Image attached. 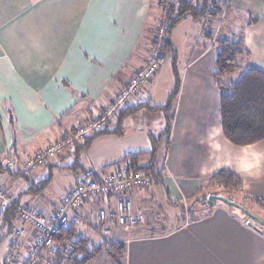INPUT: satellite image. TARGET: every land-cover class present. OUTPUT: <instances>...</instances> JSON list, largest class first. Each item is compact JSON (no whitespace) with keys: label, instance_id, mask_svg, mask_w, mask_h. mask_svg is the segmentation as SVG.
<instances>
[{"label":"crops","instance_id":"0c3cea01","mask_svg":"<svg viewBox=\"0 0 264 264\" xmlns=\"http://www.w3.org/2000/svg\"><path fill=\"white\" fill-rule=\"evenodd\" d=\"M153 3L0 0V161L4 168L5 159L28 158L69 139L76 127L101 117L116 93L145 63L158 21L151 14ZM228 12L243 25L246 17L256 19L255 24L244 26L242 37L250 53L248 63L264 73V0H230ZM201 24V19L188 18L172 31L180 78L174 104L163 111L174 87L172 70L166 101L154 99L162 85L160 63L154 79L120 108L144 103L160 109L128 116L120 137L100 136L78 154L77 146L66 148L27 174L16 169L0 171V187L14 204L49 219L84 170L92 169L98 182L111 173H124V164L111 165L128 154L150 151L149 136L159 135L170 120L167 148L162 144L158 150L163 186L134 185L124 196L109 193L88 198L68 214V222L74 230L79 223L89 227L99 242L96 244H124V264H264V231L257 224V230L250 228L249 220L230 214L225 205L215 203L211 213L200 216L204 206L197 203L192 215L198 218L183 219L180 206L187 207L201 196L204 184L221 169L240 177L246 199L264 206V140L238 147L222 136L220 92L213 78L215 39L202 34ZM147 163L145 157L139 165ZM157 198L162 203L158 204ZM126 202L134 213L144 216L143 223L131 231L118 217L120 204ZM169 205L180 211L176 220L159 215ZM90 214L101 217L109 235L101 237L88 224ZM11 217L7 216L11 221L5 222L0 233V264H7L14 246L18 248L14 264H24L35 231L30 223L21 222L18 214ZM178 221L181 223L175 227ZM166 225L174 229L167 230ZM14 229L23 234L16 236ZM82 237L95 244L89 235ZM40 256L43 262L39 264H51V256L43 252Z\"/></svg>","mask_w":264,"mask_h":264},{"label":"trees","instance_id":"16d2710c","mask_svg":"<svg viewBox=\"0 0 264 264\" xmlns=\"http://www.w3.org/2000/svg\"><path fill=\"white\" fill-rule=\"evenodd\" d=\"M230 0H173L165 3L162 0H152L156 3L160 15L155 31L159 28L164 30V37L161 43L162 58L164 55L171 57V68L174 77V87L168 96L166 104L162 107L166 111L170 105L174 104L179 92L180 78L176 69V51L171 42V34L174 28L185 19L190 18L193 21H202V34L213 37L216 48V72L213 74L214 81L220 92L218 100V120L222 136L234 146L242 147L252 145L264 140V73L248 63L249 51L243 42V29L237 40L217 38V32L228 15V6ZM256 19L246 17L244 26L253 25ZM156 32H153L151 44H154ZM240 72L235 81L225 84L222 78L228 74ZM160 109L159 107H150L148 104H139L127 106L114 112L113 117L107 120L106 127L100 131L83 138L82 146H75V153H79L82 148H88L93 139L114 135H122V124L124 120L139 111H150ZM102 116V115H101ZM166 126L156 137L149 136L151 149L148 152L128 154L114 165L124 164L126 174L140 176L148 184H160L163 186V171L160 164H157L158 150L164 144L165 149L168 145V138L171 130V121L166 120ZM148 158L145 167H141L139 162L142 158ZM0 161V171H7ZM47 180L38 185L39 190ZM216 189H220L229 196L219 194ZM38 192V191H37ZM239 194L246 199L242 192V181L239 176L227 169L217 171L203 187V193L193 200L187 207H181L183 219L193 220L198 218L192 215L194 205L200 203L203 209L200 216L208 215L214 208L207 204L206 198L209 195L221 196L227 200L236 202L232 199L234 194ZM262 204L261 202L255 200ZM178 205V204H176ZM241 205V204H240ZM226 206V205H225ZM243 206V205H241ZM230 214H236L243 221L248 219L242 212L226 206ZM245 208V207H244ZM246 209V208H245ZM247 210V209H246ZM15 218L17 214L13 207L6 212L5 222L11 221L7 216ZM186 221V220H185ZM55 240L62 246L61 250L51 256V264H89L96 257L106 254L113 264H124L125 246L124 244H107V242L98 245H92L87 237H82L74 230V225H60L55 234Z\"/></svg>","mask_w":264,"mask_h":264},{"label":"built area","instance_id":"2783aa9c","mask_svg":"<svg viewBox=\"0 0 264 264\" xmlns=\"http://www.w3.org/2000/svg\"><path fill=\"white\" fill-rule=\"evenodd\" d=\"M162 1L170 3L173 0ZM163 37L164 30L159 28L156 31L154 44L146 56L145 63L133 73L126 84L116 93L112 103L105 107V112L98 120L77 127L69 139L54 144L28 158L21 160L5 159V166L8 169H16L20 174H27L37 167L45 166L49 161L62 154L66 148H72L76 144L82 146L84 137L104 129L107 120L113 117L114 112L135 97L156 76L162 59L161 43ZM147 184L140 176L119 172L106 175L101 182H98L94 178V171L88 168L79 175L76 184L64 194L61 206L52 213L49 219H44L33 209L14 204L12 198L0 187V233L5 224L6 212L10 207H13L21 222L30 223L35 231V239L30 246L24 264H39L43 262L40 256L41 252L53 256L61 250L62 246L55 240L57 228L60 225H65L68 222V214L78 210L85 200L105 196L109 193L124 196L134 185L144 186ZM118 217L128 229H134L144 221V216L141 213L133 212L130 202L120 204ZM101 221V217L94 214H90L88 217V224L94 229L98 228L97 226ZM13 232L16 236L23 234L22 230L17 229H14ZM101 233L103 236L110 234L106 229L101 230ZM17 254V246L12 247L8 254L7 264H14Z\"/></svg>","mask_w":264,"mask_h":264},{"label":"rangeland","instance_id":"374dc122","mask_svg":"<svg viewBox=\"0 0 264 264\" xmlns=\"http://www.w3.org/2000/svg\"><path fill=\"white\" fill-rule=\"evenodd\" d=\"M153 8L154 9L151 12L152 17L158 19L159 15H160V11H159V8H158V6H157L156 3H153ZM236 18L231 19V17L229 16V14L224 17L225 21L222 24L220 23L218 32L216 34L217 35V38L237 40L240 37L241 31L243 29V26H242L241 21L236 20ZM157 24H158V22H157ZM176 32H177L176 36L177 35L180 36L179 31H176ZM181 39H182V34H181V38L177 39V43L178 44H180V40ZM181 58H182V54L180 53V56H179V64H181L182 61H183V60H181ZM160 63H161L160 64V71H161V73H160V84H162V85L159 86V87H157V92L156 93L158 94V96L156 94V98H154V99H155V101H158L159 103H164L166 101V96H167V93H168V92L166 93V91H167V89L169 90L168 87H170L171 86V83H172V77H171V70H172V68H171V64H170V58H168L167 55H165L164 58L161 59ZM239 75H240V72H234V73H231V74H228V75L224 76L221 81H223L225 84H228L231 81H235L239 77ZM144 88L145 87H143L140 92H142L144 90ZM169 91H171V90H169ZM117 110H120V109H117ZM103 112H105V111H103ZM75 129H74V131H75ZM144 131H146V130L144 129ZM97 139H99V137L93 139V141H95ZM161 156H162V154H161ZM160 189L161 188L158 186V190L159 191H160ZM216 190L218 191L219 194H222L223 196H227V197L229 196L227 193L223 192L220 189H216ZM232 199L238 201L252 215H254L256 218H258L261 222L264 223V206L263 205H260L259 203H256L253 200L245 199L241 195L236 194V193L232 196ZM158 200H159L158 204L162 203L161 200L157 198V201ZM192 202L193 201H190V203H192ZM217 203H218V205H221V206L224 205L221 202H217ZM179 212L180 211H179V209L176 206L169 205L168 207H164L162 211L160 210L159 211V215L161 217L164 216L165 219L167 217L169 220H173V219L176 220L177 217L179 216ZM178 223L179 224H177V222L174 223V225L176 224L175 227H178L181 222L178 221ZM65 225L70 226L71 224L69 222H67ZM97 227L98 228H95V231L97 233H100L101 235L100 234L99 235L102 237L103 234L101 233V230L105 229V227L102 226V221H101V223ZM165 227H166L165 229H167V230L170 228L169 225H166ZM258 227L261 230L264 231V227L259 226V225H258ZM99 229H101V230H99ZM170 229H174V228H170ZM75 230L81 236L89 235L93 239V241H94L93 243H95L93 245H98L96 243H99V242H95L97 240V238L94 236L93 232L91 231V229H89V227H86V226L82 225V223H79V224H76L75 225ZM83 230H84V232H83ZM131 230H133V229H128V231H131ZM47 256H49V255H47ZM92 261L89 264H113L107 258L106 254H104L102 256L100 255V256L96 257L93 262Z\"/></svg>","mask_w":264,"mask_h":264},{"label":"water","instance_id":"95a60500","mask_svg":"<svg viewBox=\"0 0 264 264\" xmlns=\"http://www.w3.org/2000/svg\"><path fill=\"white\" fill-rule=\"evenodd\" d=\"M206 201H207V204L209 206H212L215 202H221L226 206H231V207L239 210L249 220L248 226L254 230H257V227L255 224L264 227L263 222H261L258 218H256L254 215H252L248 210H246L243 206H241L240 204H238L236 202L227 200L221 196H216V195H209L206 198Z\"/></svg>","mask_w":264,"mask_h":264}]
</instances>
